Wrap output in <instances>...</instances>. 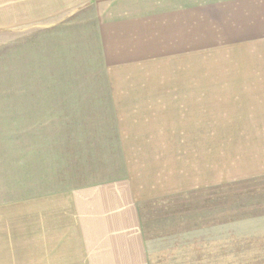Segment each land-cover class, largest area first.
I'll use <instances>...</instances> for the list:
<instances>
[{
	"label": "rangeland",
	"instance_id": "obj_1",
	"mask_svg": "<svg viewBox=\"0 0 264 264\" xmlns=\"http://www.w3.org/2000/svg\"><path fill=\"white\" fill-rule=\"evenodd\" d=\"M45 1L0 0V264H85L68 194L115 179L150 264H264L263 14L188 59L108 71Z\"/></svg>",
	"mask_w": 264,
	"mask_h": 264
},
{
	"label": "crops",
	"instance_id": "obj_2",
	"mask_svg": "<svg viewBox=\"0 0 264 264\" xmlns=\"http://www.w3.org/2000/svg\"><path fill=\"white\" fill-rule=\"evenodd\" d=\"M45 2L54 7L58 3L64 5L62 10L67 11L63 12L62 21L68 20L70 26L73 21V27L81 30L75 37L79 34L81 42L85 37L82 43L87 67L108 71L176 62L188 59L191 52H200L210 44L222 45L223 41H215L221 36V30L251 28L258 19L245 15L240 21L247 24L241 26L238 13H261L264 23V0ZM78 20L82 25L76 23ZM232 21H235L233 25ZM56 25L53 21V28ZM115 102L119 108L124 104L121 98ZM121 120L116 124H121ZM116 149L127 172L125 151L122 146ZM123 180L125 185L117 179L108 180L93 186H79L68 194L70 216L74 217L80 245L71 251L78 255L74 259L85 264H150L141 232L140 198Z\"/></svg>",
	"mask_w": 264,
	"mask_h": 264
}]
</instances>
